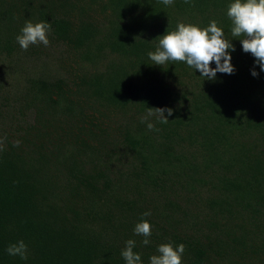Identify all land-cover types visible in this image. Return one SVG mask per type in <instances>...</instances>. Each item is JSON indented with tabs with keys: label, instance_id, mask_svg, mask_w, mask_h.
Instances as JSON below:
<instances>
[{
	"label": "trees",
	"instance_id": "trees-1",
	"mask_svg": "<svg viewBox=\"0 0 264 264\" xmlns=\"http://www.w3.org/2000/svg\"><path fill=\"white\" fill-rule=\"evenodd\" d=\"M231 2L0 0V264H126L129 239L142 264L161 243L182 264H264V71ZM28 20L48 46L20 47ZM212 20L232 74L152 64L167 29ZM149 107L173 112L149 131ZM20 240L26 260L7 252Z\"/></svg>",
	"mask_w": 264,
	"mask_h": 264
},
{
	"label": "clouds",
	"instance_id": "clouds-1",
	"mask_svg": "<svg viewBox=\"0 0 264 264\" xmlns=\"http://www.w3.org/2000/svg\"><path fill=\"white\" fill-rule=\"evenodd\" d=\"M161 2L168 6L172 5L174 0H161ZM189 2L190 0H185V3ZM227 16L231 21V35L241 39L243 51L251 53L260 69L264 71V0H233L228 5ZM50 27V23H33L28 20L16 40L23 50H27L33 44L42 43L48 46L47 33ZM157 39L158 45L155 51L148 53L152 64L183 62L195 71L198 70L202 77L212 80L216 78L218 72L232 74L235 71L229 51H235V47L231 40L225 37L224 29L218 26L216 20H212L206 27L179 22L174 30L167 29ZM213 62L215 68L211 66ZM252 75H258L255 69L252 70ZM172 112L171 108L149 107L146 114L141 117V122L146 123L147 129L151 131L155 129L151 117H155L160 123H167ZM19 144V140L14 141L15 146ZM150 214V211L143 213L144 216ZM134 232L145 237L142 241L144 245L150 243L148 237L151 236V224L148 220L138 222ZM135 245L136 241L129 239L126 241V247L121 251L126 264H142L141 254L133 250ZM184 251L183 243L178 247L172 243H161L157 248V254L150 257V264H182ZM7 252L24 260L28 258L27 245L23 240L10 244Z\"/></svg>",
	"mask_w": 264,
	"mask_h": 264
}]
</instances>
